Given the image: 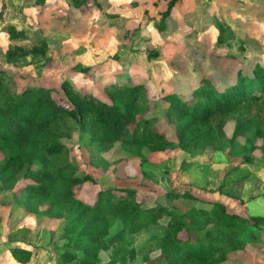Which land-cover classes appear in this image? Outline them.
Segmentation results:
<instances>
[{
    "label": "trees",
    "instance_id": "16d2710c",
    "mask_svg": "<svg viewBox=\"0 0 264 264\" xmlns=\"http://www.w3.org/2000/svg\"><path fill=\"white\" fill-rule=\"evenodd\" d=\"M73 1L79 8L92 2ZM178 1H168L161 24ZM9 35L12 40L26 39L15 29ZM232 37L230 31L218 27V45ZM156 54L146 52L148 58ZM4 58L15 68L26 59L52 61L43 41L9 46ZM74 68L83 74L90 70ZM16 78L0 69V188L13 190L23 181L12 195L17 207L28 214L62 219L57 264H100L104 251L110 252L107 264H126L138 256L142 264H224L232 252L243 248L247 230L259 228L264 221L229 213L219 202L182 213L160 205L145 209L131 189H116L120 195L102 190L93 203H84L75 197L74 189L91 178L77 173L62 142L76 134L98 167L103 166L101 155L117 143L133 156L143 149L193 152L210 148L227 149L228 155L246 164L255 161L257 151L264 159V68L259 65L250 75L236 70L232 81L218 87L202 79L186 94L173 92L156 98L143 84L117 77L93 80L89 90L62 78L53 87L42 78L17 89ZM160 119L171 128V135L160 130ZM228 123H232L230 137L224 130ZM239 171L234 167L227 175ZM232 179L226 177L218 190L237 198L225 192L224 186L240 185L246 176ZM167 196L195 200L187 193ZM115 225L118 228L110 233ZM143 232L149 236L139 247L133 246V236ZM153 253L157 254L151 257ZM30 256L24 249L11 251L18 264H27Z\"/></svg>",
    "mask_w": 264,
    "mask_h": 264
},
{
    "label": "rangeland",
    "instance_id": "374dc122",
    "mask_svg": "<svg viewBox=\"0 0 264 264\" xmlns=\"http://www.w3.org/2000/svg\"><path fill=\"white\" fill-rule=\"evenodd\" d=\"M42 1L0 0V69L18 77L17 89L42 78L53 87L62 78L89 90L93 80L117 77L143 84L156 98L186 94L202 79L218 87L232 81L238 69L250 75L256 65L264 68V0H179L162 24L169 0H88L93 3L85 8L73 0ZM219 26L233 36L227 44L216 43ZM10 29L23 32L26 39L12 40ZM37 41L48 46L52 61L26 59L17 68L6 62L4 52L9 46ZM151 50L157 54L148 58L146 52ZM77 66L90 70L79 73L74 70ZM159 126L171 135L164 119ZM224 130L230 137L232 123ZM62 142L77 173L91 178L74 189L75 197L84 203H93L102 190L120 195L116 189H131L145 209L160 205L182 213L219 202L229 213L264 218V159L258 151L255 161L246 164L228 155L227 149H143L133 156L117 143L101 155L103 166L98 167L76 134ZM234 167L240 171L227 175ZM239 175L246 176L240 185L229 182L223 189L237 198L219 192L226 177ZM24 183L18 181L13 190L0 188V264H18L11 258L16 248L31 254L27 264H57L62 219L28 214L17 207L12 195ZM183 193L195 200L167 196ZM148 236L149 232L133 236V246L139 247ZM242 240L243 248L232 252L224 264H264V221L259 228L250 227ZM109 253L100 254V264L108 263ZM126 264H142L141 257Z\"/></svg>",
    "mask_w": 264,
    "mask_h": 264
}]
</instances>
